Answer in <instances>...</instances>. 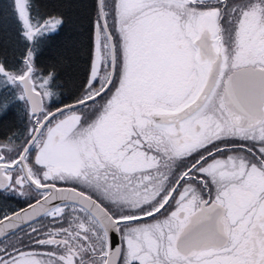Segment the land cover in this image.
Here are the masks:
<instances>
[{
	"label": "snow or ice",
	"instance_id": "1",
	"mask_svg": "<svg viewBox=\"0 0 264 264\" xmlns=\"http://www.w3.org/2000/svg\"><path fill=\"white\" fill-rule=\"evenodd\" d=\"M75 3L0 0V264H264V0Z\"/></svg>",
	"mask_w": 264,
	"mask_h": 264
},
{
	"label": "trees",
	"instance_id": "2",
	"mask_svg": "<svg viewBox=\"0 0 264 264\" xmlns=\"http://www.w3.org/2000/svg\"><path fill=\"white\" fill-rule=\"evenodd\" d=\"M51 2L55 3L56 0H51ZM91 0H76V3L73 7L68 9V15L71 17V21L66 26V38L69 39H78L77 36L78 33L83 32L84 28L87 27L86 21L83 19V17L87 14V4L90 3ZM72 89L71 82L68 84V87L65 90V95H68L69 91ZM24 202L19 201L17 199H14L11 202L12 208H19L23 206Z\"/></svg>",
	"mask_w": 264,
	"mask_h": 264
},
{
	"label": "rangeland",
	"instance_id": "3",
	"mask_svg": "<svg viewBox=\"0 0 264 264\" xmlns=\"http://www.w3.org/2000/svg\"><path fill=\"white\" fill-rule=\"evenodd\" d=\"M16 199L23 202V200H21L20 198H16Z\"/></svg>",
	"mask_w": 264,
	"mask_h": 264
},
{
	"label": "water",
	"instance_id": "4",
	"mask_svg": "<svg viewBox=\"0 0 264 264\" xmlns=\"http://www.w3.org/2000/svg\"><path fill=\"white\" fill-rule=\"evenodd\" d=\"M25 205H23L22 207H24ZM20 208V207H19Z\"/></svg>",
	"mask_w": 264,
	"mask_h": 264
}]
</instances>
